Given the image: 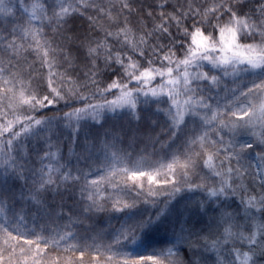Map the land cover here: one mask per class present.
Instances as JSON below:
<instances>
[{"label": "snow or ice", "instance_id": "snow-or-ice-1", "mask_svg": "<svg viewBox=\"0 0 264 264\" xmlns=\"http://www.w3.org/2000/svg\"><path fill=\"white\" fill-rule=\"evenodd\" d=\"M108 113L127 124L106 128ZM107 211L130 215L108 243L81 245L73 227ZM88 255L264 264V0H0V264Z\"/></svg>", "mask_w": 264, "mask_h": 264}, {"label": "rangeland", "instance_id": "rangeland-1", "mask_svg": "<svg viewBox=\"0 0 264 264\" xmlns=\"http://www.w3.org/2000/svg\"><path fill=\"white\" fill-rule=\"evenodd\" d=\"M231 80L229 79L226 84H221L220 90L217 92L216 90H213L210 93H207L208 95L214 96L216 99H220L225 95V92L223 89L225 87H232ZM215 103V100L212 101ZM108 120L105 123V127H112V126H119L121 124L126 125L128 121V117L124 113H120L118 115L108 113ZM180 141H177L175 145H173V148L169 151L175 150L176 147L179 145ZM118 147L123 148L125 152H131V161L135 162L140 160L144 155V145L143 144H137L134 147L129 148L128 144L125 143L123 145H118ZM152 147L149 145L148 146V153H152ZM64 155L66 159L70 161V164L73 168H79L82 169L85 172H89V179L96 178L100 174V167L101 165L99 162L95 160V158L88 160L85 162L84 160H80L77 162L75 157L69 156L67 149L64 150ZM163 153L159 149V145H157L156 148V156H153L152 159H156L158 156H162ZM102 159V158H101ZM148 163H151V160L148 161ZM111 191V190H109ZM134 193H128L127 196L129 198L134 197ZM182 197H192L194 199H198L201 193H188V192H183L180 194ZM162 200L165 199L164 197L161 198ZM66 208L65 212H67V208H76L77 206L73 203L72 200H67L65 201ZM180 204H183V200L180 201ZM179 207V205H178ZM145 208H149V206L146 205H141L140 210L143 211ZM151 211L152 209L149 208ZM135 211V210H133ZM130 213H117V212H112V211H107L104 213H97V214H92L90 219H85L83 224H76L72 231L76 233L77 241L81 244H92L93 239L96 237H99L100 239L96 240V243H108L115 233V230L118 229L121 224H123L125 221L128 220V216ZM55 219V224H52L47 217H44L43 219L33 221V220H28L26 222V227L29 229H40L43 228L44 226H47L49 229L55 227L56 225L63 226L68 222V217L67 215L64 216L63 219L60 218H54ZM166 239V235L163 233V231L159 232L158 234H153L151 237L148 239V244L159 247L163 245L164 240ZM151 251V248H146L141 250V254H147L148 252ZM85 264H92V259L91 255H88L85 257Z\"/></svg>", "mask_w": 264, "mask_h": 264}, {"label": "trees", "instance_id": "trees-1", "mask_svg": "<svg viewBox=\"0 0 264 264\" xmlns=\"http://www.w3.org/2000/svg\"><path fill=\"white\" fill-rule=\"evenodd\" d=\"M79 25H80V21H79V20H76V21L74 22V24H73L74 27H79ZM60 108H61L62 110H64V111H67V110H68L67 108H64L63 105H60ZM53 111H55V109H53ZM45 114H46V115H52V111H47Z\"/></svg>", "mask_w": 264, "mask_h": 264}]
</instances>
